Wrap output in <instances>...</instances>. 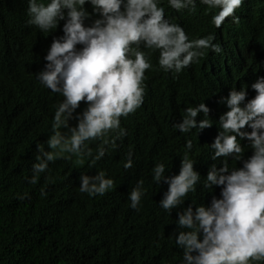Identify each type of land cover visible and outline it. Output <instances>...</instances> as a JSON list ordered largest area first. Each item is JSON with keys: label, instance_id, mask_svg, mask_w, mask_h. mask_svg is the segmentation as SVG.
Listing matches in <instances>:
<instances>
[{"label": "trees", "instance_id": "obj_1", "mask_svg": "<svg viewBox=\"0 0 264 264\" xmlns=\"http://www.w3.org/2000/svg\"><path fill=\"white\" fill-rule=\"evenodd\" d=\"M27 6L28 0H0V264H183L174 235L177 212L192 202L210 206L213 196L220 198L219 187L203 186L211 164L220 166L224 159L213 161L209 147L218 134L220 116L228 110L219 101L241 86L246 88V99L253 98L251 85L264 77V0H244L235 13L239 22L229 17L220 28L210 23L211 11L199 0L195 11L179 13L161 0L166 18L193 39L215 34L222 52L204 50L197 63L176 74L164 72L157 63L159 53L141 46L153 67L145 73L144 104L121 117L127 135L116 141L117 147L108 146L94 165L91 158L81 162L65 153L49 164L50 171L36 184L28 183L36 146L43 144L49 150L46 141L54 112L63 100L36 75L47 63L44 57L53 39L63 35V22L57 30L41 32L27 23ZM86 8L91 13V6ZM203 102L210 109L211 128L188 134L174 129L186 107ZM85 107L81 102L77 112ZM203 118L200 114L197 119ZM76 123L69 121L70 126ZM189 139L193 147L188 155L201 180L185 204L170 215L159 206L168 185L155 183L151 170L164 163L166 176L178 175ZM87 143L95 155L102 141ZM241 143L247 159V141ZM130 152L133 167L125 170ZM229 166L242 163L229 160ZM100 170L114 180V188L94 198L80 193V174L94 176ZM139 180L144 181L146 194L134 210L128 195Z\"/></svg>", "mask_w": 264, "mask_h": 264}, {"label": "clouds", "instance_id": "obj_2", "mask_svg": "<svg viewBox=\"0 0 264 264\" xmlns=\"http://www.w3.org/2000/svg\"><path fill=\"white\" fill-rule=\"evenodd\" d=\"M198 0H167L176 12L195 11ZM211 11L210 23L220 28L227 18L238 23L236 10L244 0H199ZM86 5L91 6L89 13ZM27 23L41 32L57 30L61 22L63 35L53 39L44 60L47 62L36 77L63 100L53 116L52 134L36 146L38 155L32 165L28 183L36 184L49 164L65 153L91 158L94 165L116 141L127 135L121 117L136 113L144 104L145 73L153 67L148 54L158 52V66L164 72L181 73L204 55V50L220 54L215 34L190 38L185 29L165 16L161 0H28ZM93 17H96L93 19ZM79 46V47H78ZM256 95L247 98L245 86L233 87L220 103L227 111L218 121V134L209 146L213 161L224 158L220 166L209 167L204 182L208 189H221L210 206L188 205L177 212L176 246L183 251V264H251L264 262V77L251 85ZM81 102L86 107L77 112ZM210 109L199 103L183 110L181 122L174 129L182 134L193 129L211 128ZM203 114V119L198 116ZM76 120L75 126L69 121ZM250 129V131H249ZM112 133H116L111 137ZM101 140L95 155L89 141ZM247 141V159H243ZM178 175L166 176V165L157 163L151 170L152 180L168 185L159 202L170 215L185 204L190 192L196 191L201 175L189 158L192 141L186 140ZM229 160L241 162L230 167ZM124 169L133 167L132 153ZM79 191L89 197L103 196L115 182L103 170L96 175L80 174ZM146 194L139 180L128 195L130 207L138 210ZM46 195V191L41 192ZM26 197H21L24 199ZM195 206V208H194Z\"/></svg>", "mask_w": 264, "mask_h": 264}]
</instances>
